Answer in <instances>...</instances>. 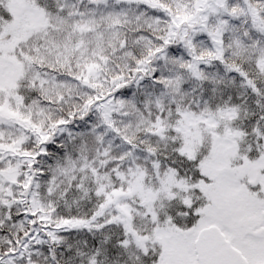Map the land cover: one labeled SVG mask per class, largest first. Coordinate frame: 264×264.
<instances>
[{
	"label": "snow or ice",
	"instance_id": "1",
	"mask_svg": "<svg viewBox=\"0 0 264 264\" xmlns=\"http://www.w3.org/2000/svg\"><path fill=\"white\" fill-rule=\"evenodd\" d=\"M0 264H264V0H0Z\"/></svg>",
	"mask_w": 264,
	"mask_h": 264
}]
</instances>
